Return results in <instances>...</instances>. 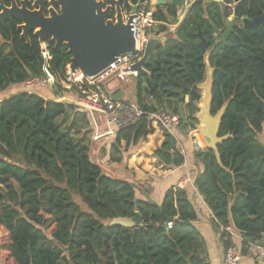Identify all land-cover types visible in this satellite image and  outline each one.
<instances>
[{"label": "trees", "instance_id": "obj_1", "mask_svg": "<svg viewBox=\"0 0 264 264\" xmlns=\"http://www.w3.org/2000/svg\"><path fill=\"white\" fill-rule=\"evenodd\" d=\"M231 3L192 0L181 18L175 6H155L160 24L149 31L166 33V40L146 61V71L131 75L135 105L143 114L115 130L108 160L121 162L130 146L159 128L163 138L152 156L165 168L182 165L174 135L144 114L176 113L179 126L194 134L198 108L186 89L205 79L209 51L211 114L228 102L218 131L228 137L217 145L223 168L213 150L195 152L202 170L194 186L211 211L222 249L234 244V236L221 229L231 225L246 255L253 243L264 244V23H238L216 42L211 23L222 30ZM263 13L264 0H251L243 9L244 16ZM20 24L16 18L0 24V92L45 75L42 44L50 53L48 73L56 80L66 76L71 57L66 47L50 36L41 43L34 31L27 41ZM61 89L57 84L54 99L22 90L0 98V264H209L186 188L170 185L160 204L148 198L135 203L137 184L109 174L91 158L89 114L57 100ZM135 211L141 226L109 225Z\"/></svg>", "mask_w": 264, "mask_h": 264}, {"label": "water", "instance_id": "obj_2", "mask_svg": "<svg viewBox=\"0 0 264 264\" xmlns=\"http://www.w3.org/2000/svg\"><path fill=\"white\" fill-rule=\"evenodd\" d=\"M219 1V0H205ZM251 0H232L233 16L241 20L244 27L257 26L264 23V13L256 16H243L244 7ZM10 0V5L6 6L0 0V24L9 18L18 19L21 24V36L28 41V33L34 31L42 43L44 38L50 36L56 45L62 43L70 54L68 63L71 72L79 69L84 74L95 76L104 70L115 58L124 53L134 50V38L129 22L132 14L138 5L132 6L131 15L126 22L123 21L120 8V0H49L51 7L48 14H45L46 0H33L30 9L29 0ZM158 4H170L177 8V16L180 18L188 4V0H157ZM114 14L112 15V7ZM212 27L217 35L216 42L223 41L231 34L234 24L231 21L225 22V30L220 31L213 23ZM200 41L206 44V40L199 30L196 34ZM166 33L150 34L147 36L143 55L131 65L130 71L135 73L145 72L144 65L157 48L166 40ZM209 51L205 54V79L196 83L195 88L186 90L196 100L198 111L194 118V128L199 142L204 148L213 150L218 163L223 168L217 150V145L228 135L220 137L218 135L221 117L227 107L225 102L220 109L211 114L213 67L209 61ZM120 90L115 89L112 93L113 99H120ZM225 169V168H224ZM229 171L228 169H225ZM135 198V203L138 202ZM152 201V200H151ZM121 224L127 227H137L142 225L141 215L135 211L131 217L113 218L109 225ZM263 231V227H262ZM223 264V252H221Z\"/></svg>", "mask_w": 264, "mask_h": 264}, {"label": "built area", "instance_id": "obj_3", "mask_svg": "<svg viewBox=\"0 0 264 264\" xmlns=\"http://www.w3.org/2000/svg\"><path fill=\"white\" fill-rule=\"evenodd\" d=\"M154 8L152 0H142L129 22L135 42L134 50L118 55L113 62L95 76L86 75L79 69L71 72L67 64L65 78L56 80L47 71L46 64L50 59V53L48 48L42 44L41 55L44 60L45 75L25 80L22 83V91L32 92L33 89L40 86L48 87L54 91L56 85L59 84L62 89L56 96L57 100L72 103L88 114H99L111 128L110 132L113 134L115 130L135 122L143 114L142 111L136 105L130 106L120 99H113L112 93L115 89H111L109 84L112 81H117L120 86L127 76L136 74L130 71V67L143 55L147 36L155 34L149 29L154 28L158 23L153 17ZM129 15H131V11L122 14L124 22L127 21ZM144 115L153 124L159 125L172 134L180 125V117L176 113L159 110ZM221 229L233 236L236 234L231 225L221 227ZM254 246L258 249V253L264 256V246L260 242H255ZM240 259V249L236 245L233 244L223 250V264H241Z\"/></svg>", "mask_w": 264, "mask_h": 264}, {"label": "crops", "instance_id": "obj_4", "mask_svg": "<svg viewBox=\"0 0 264 264\" xmlns=\"http://www.w3.org/2000/svg\"><path fill=\"white\" fill-rule=\"evenodd\" d=\"M159 24L160 23H157L156 26ZM170 28L172 27L170 26ZM121 85L122 83H120V86L116 84L113 87L110 86V88L113 90H120V100L125 102V100H122L123 89ZM22 89V83L11 85L6 89L9 91L6 96L17 91H21ZM36 93L40 94L44 98L54 99L53 91H51L48 87H43L42 92ZM185 99L188 100V97L186 96ZM125 104L130 106L135 105V100H133V102L129 101ZM94 117L95 114H89L93 130L92 142L96 139L97 131V127L94 125L93 121ZM104 124L109 129V132L104 133L103 135H113V132H110L111 128L107 126L105 121ZM191 129V127H188L187 129L178 126L173 133L174 137L176 138L178 148L184 154V162L182 165L178 167L172 166L165 168L164 166L160 165L158 161L152 156V151L160 144L163 138L161 129L156 128L155 131L149 134L145 140L138 142L136 145H132L133 151L128 150L127 155H129L130 152L133 153L131 154L128 163L125 165V174L122 176L120 175L118 178L132 181L131 177L136 180L141 177V180L139 179L138 183L132 181L137 184L135 191L136 198L141 200L148 198L156 204H160L162 202L164 193L170 185L178 184L185 187L197 210L198 219L196 221V226L205 240L209 264H222L221 252H223V249L218 241L219 234L215 232L209 221L211 217V211L194 186V179L202 170V166L194 158V154L198 149H202L204 147L199 142L196 132L194 134L190 133ZM260 139L264 143L263 134L261 135ZM96 161L98 162V160ZM240 240V234H238L236 231V234L234 235V245L239 247ZM254 244L251 245L248 254L241 255V264H264V256H261L258 253V249L254 246ZM262 245L264 246V244Z\"/></svg>", "mask_w": 264, "mask_h": 264}, {"label": "rangeland", "instance_id": "obj_5", "mask_svg": "<svg viewBox=\"0 0 264 264\" xmlns=\"http://www.w3.org/2000/svg\"><path fill=\"white\" fill-rule=\"evenodd\" d=\"M192 0H188V4L186 9L189 7L190 3ZM154 7L156 6L157 0H152ZM17 3V2H16ZM20 5V3H17ZM33 9V7H30ZM185 9V11H186ZM228 21H236L234 16H233V5L230 6V16L228 18ZM156 30V25L154 27V31ZM118 82L117 81H112L109 85L110 86H115ZM123 89V94H122V100H125L126 102L134 100V88H133V78L131 76H127L125 80L122 82L121 85ZM43 86L36 87L35 89L32 90V92H42ZM9 91L5 90L0 92V98L3 96H6ZM94 125L97 127L96 131V139L92 142L91 148H90V155L91 158L94 160H98V163L102 166V168L108 172L109 174H112L113 176L120 177V175L125 174V168H126V163H128V160L130 159V156L133 152H130L129 155H127L128 150L133 151V146H130L129 149L126 150V152L123 154L122 161L119 163L111 162L108 160V152H109V145L113 141V135L107 134L103 135L104 133H108L109 129L105 126L104 121L100 117L99 114H95L94 117ZM91 137H93V130L91 132ZM264 144V143H263ZM131 148V149H130ZM141 180V177L139 178ZM139 179L136 180L131 177L132 181H135L136 183L139 182ZM77 199V198H75Z\"/></svg>", "mask_w": 264, "mask_h": 264}, {"label": "flooded vegetation", "instance_id": "obj_6", "mask_svg": "<svg viewBox=\"0 0 264 264\" xmlns=\"http://www.w3.org/2000/svg\"><path fill=\"white\" fill-rule=\"evenodd\" d=\"M47 1V3L45 4V6H44V10H45V14H48V9L51 7V5L50 4H48V1L49 0H46ZM32 2H33V0H29V4H28V6L27 7H31V4H32ZM141 2H142V0H137L136 2H133L132 0H120V8H121V12H122V14H126V13H129L131 10H132V6H134V5H140L141 4ZM229 5V7L231 6V5H234L233 4V2L231 3V4H228ZM245 8V7H244ZM31 9V8H30ZM138 9V7L136 8V10ZM114 14V6L112 7V15ZM244 16V15H243ZM235 18V17H234ZM229 19H227L226 21H228ZM235 20L236 21H231L233 24H234V26L236 25V24H238V23H240L241 24V20H239V19H237V18H235ZM225 21V22H226ZM242 25V24H241ZM225 28H226V26L224 25V28L222 29V30H220L221 32L222 31H224L225 30Z\"/></svg>", "mask_w": 264, "mask_h": 264}]
</instances>
